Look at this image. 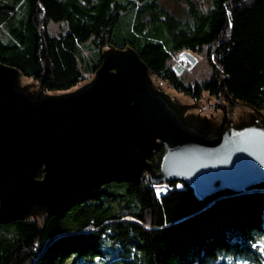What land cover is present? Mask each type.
I'll return each instance as SVG.
<instances>
[{
    "label": "trees",
    "instance_id": "obj_1",
    "mask_svg": "<svg viewBox=\"0 0 264 264\" xmlns=\"http://www.w3.org/2000/svg\"><path fill=\"white\" fill-rule=\"evenodd\" d=\"M168 1L0 0V63L50 94L95 74L104 49L132 48L151 77L193 100L206 92L264 115V0H180L179 13ZM184 51H206L205 81L176 73ZM165 151L153 153L155 168ZM0 264H264V184L206 199L181 180L106 184L57 216L0 225Z\"/></svg>",
    "mask_w": 264,
    "mask_h": 264
},
{
    "label": "water",
    "instance_id": "obj_2",
    "mask_svg": "<svg viewBox=\"0 0 264 264\" xmlns=\"http://www.w3.org/2000/svg\"><path fill=\"white\" fill-rule=\"evenodd\" d=\"M21 78L0 63V225L57 216L77 196L145 176L155 185L185 181L201 199L264 184V115L233 113L222 98L221 124L187 114L203 103L178 104L157 90L132 48L103 50L94 79L75 91L30 92L35 85ZM162 146L157 169L150 159Z\"/></svg>",
    "mask_w": 264,
    "mask_h": 264
},
{
    "label": "rangeland",
    "instance_id": "obj_3",
    "mask_svg": "<svg viewBox=\"0 0 264 264\" xmlns=\"http://www.w3.org/2000/svg\"><path fill=\"white\" fill-rule=\"evenodd\" d=\"M165 6H166V8L169 11L174 12V13H179L182 10L181 9L182 8V3H181L180 0H171V1L165 2ZM49 27H50L51 33L54 34V35H57V34H59L60 32H62L64 30V24L58 25V24L51 23ZM104 50H107V48L104 49ZM190 53L193 54V56L197 59V62L195 64H193L187 58H186L185 66H182L181 64H179L177 59L180 56H182V53H180V54H178L177 56H175L172 59V61H171L172 67H174L177 64V65H179L180 67L183 68V72L179 75L181 77V79H183V81H185V82L186 81L187 82L195 81V82L201 83V82L205 81L206 78H208L209 74L212 71V66L209 64V61H208V59L206 57V55H207L206 51L203 52V53H199V54L192 53V52H190ZM93 54L94 53H90V51L88 49H86L84 51V56L88 57L90 55L88 57V59H87V61L90 64H94L95 63L94 62L95 61V57H94ZM84 73L86 74L85 75V80L79 86L71 89L70 91H75L77 88H80V87L84 86L85 84L91 82L94 79V77H95V74L87 73L86 70H84ZM151 78H152L153 85L156 87L157 90H160V91L164 92L165 94L170 95V97L173 100H175L178 104L192 105V104L198 103L199 101H201L203 103L204 106L200 105V107L202 109H204L203 111L199 107H190L189 111H188L189 114L197 115L201 111L200 112V116L201 117L206 116L209 119H213V121H215V122H218L220 120V124H221V122H222V112H223L221 107H223V105H222L220 99H216V98L210 96V94L205 92L202 95V99L193 100L189 96H186L185 94L174 90L168 83H166V82H164L162 80H159V79H157L155 77H151ZM29 84L30 85H35V86H30L29 87V91L30 92L31 91L36 92L37 88L40 87V85L38 83L34 82L31 78H28V77H22L21 78V85L23 87L26 86V85H29ZM65 92H68V91L52 92L50 94L60 95V94H63ZM208 98H211V99H209L210 102L216 101V103L213 104V105L208 106ZM223 99L229 104V107L231 108V111L233 113H235V109L236 108H239L241 111H244V112L246 111V109L248 111H253L252 109H250L249 107H247L244 104L236 103V102H233V101H228L225 98H223ZM207 106H208V108L205 109ZM225 108H226L228 116H230V112H229L228 106H226ZM211 113L213 114V117H215V118H213L211 116ZM232 124H233V122H232ZM161 190H164V188H162Z\"/></svg>",
    "mask_w": 264,
    "mask_h": 264
},
{
    "label": "bare ground",
    "instance_id": "obj_4",
    "mask_svg": "<svg viewBox=\"0 0 264 264\" xmlns=\"http://www.w3.org/2000/svg\"><path fill=\"white\" fill-rule=\"evenodd\" d=\"M177 60H178L179 64H181L182 66H185V64H186V57L185 56L182 55Z\"/></svg>",
    "mask_w": 264,
    "mask_h": 264
},
{
    "label": "flooded vegetation",
    "instance_id": "obj_5",
    "mask_svg": "<svg viewBox=\"0 0 264 264\" xmlns=\"http://www.w3.org/2000/svg\"><path fill=\"white\" fill-rule=\"evenodd\" d=\"M189 111V110H188ZM188 111H187V113H188ZM187 115V114H186Z\"/></svg>",
    "mask_w": 264,
    "mask_h": 264
}]
</instances>
